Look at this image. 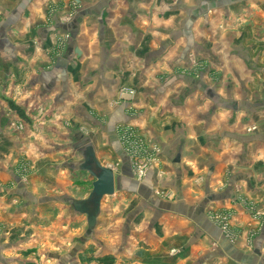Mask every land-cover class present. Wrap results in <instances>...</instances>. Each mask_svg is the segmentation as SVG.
<instances>
[{
  "label": "crops",
  "instance_id": "obj_1",
  "mask_svg": "<svg viewBox=\"0 0 264 264\" xmlns=\"http://www.w3.org/2000/svg\"><path fill=\"white\" fill-rule=\"evenodd\" d=\"M124 132L154 159L140 181ZM88 145L116 182L92 233L99 252L117 264H264V0H0V239L17 236L0 248L15 260L45 185L19 182V154L50 171L71 153L78 169Z\"/></svg>",
  "mask_w": 264,
  "mask_h": 264
},
{
  "label": "rangeland",
  "instance_id": "obj_2",
  "mask_svg": "<svg viewBox=\"0 0 264 264\" xmlns=\"http://www.w3.org/2000/svg\"><path fill=\"white\" fill-rule=\"evenodd\" d=\"M34 122L35 129H38L37 127L39 126L41 127L40 121ZM18 123L19 124L16 125L13 123L11 124L14 131L17 133L23 132L25 122L19 121ZM132 140L135 143L140 141L143 145V140L138 136H133ZM37 143H39L38 139ZM76 154L78 155V153ZM66 159L69 163V159L71 160V153L68 154ZM35 162L38 164L35 163V167L32 171L30 164L26 162L25 156L22 158L19 154L14 176L21 183V181L25 182L26 179H29L33 173V178L37 180V182L45 183L44 187H38L39 189L35 188L40 191V196L44 200L39 203L35 199L33 202L34 215L32 220V233L31 229L27 230L28 233H21L23 240L21 239L19 241L20 244L24 242L25 245L19 244L21 249H18L17 252L20 256L18 260L14 259V250L10 249L9 246H5L0 248L5 252L0 255V264H117V258L112 254L109 255L104 248L100 250V252L98 251L100 245H97L93 235H85L86 221L84 216H79V220L76 222H70L71 218L73 217L74 219L75 216L68 206L67 200L73 198L72 196L85 199L91 191L92 179L86 173L80 172L78 169H72V167L68 169L66 167L69 165L68 163L60 168L46 171L39 166L38 159H36ZM63 198H65V201H63ZM107 200V198L103 200V209H105L103 216L110 210L109 206L106 207L109 203L106 202ZM63 208L67 213L66 220L68 222L64 237L61 235V228L57 224V219H60V221L63 219V217H58V214L62 212ZM98 225L99 224H97V226ZM7 233L5 237L4 234H2L3 236L0 240H3L2 242L5 240V243L8 241V243L10 242L14 245L15 239H17L16 234L13 233V230ZM62 247H65V250L61 249ZM1 250L0 252H2ZM64 251L66 253V258L61 262V259L59 261L58 258L63 256ZM28 258L31 260H27ZM26 260L29 262H26Z\"/></svg>",
  "mask_w": 264,
  "mask_h": 264
},
{
  "label": "water",
  "instance_id": "obj_3",
  "mask_svg": "<svg viewBox=\"0 0 264 264\" xmlns=\"http://www.w3.org/2000/svg\"><path fill=\"white\" fill-rule=\"evenodd\" d=\"M78 170L86 173L93 180L91 191L85 199H68L67 203L76 214L85 217V235L90 236L96 227L101 202L104 198L114 195L116 182L114 172L100 164L90 145L82 152V162L78 165Z\"/></svg>",
  "mask_w": 264,
  "mask_h": 264
},
{
  "label": "built area",
  "instance_id": "obj_4",
  "mask_svg": "<svg viewBox=\"0 0 264 264\" xmlns=\"http://www.w3.org/2000/svg\"><path fill=\"white\" fill-rule=\"evenodd\" d=\"M135 94L136 91L134 89L126 88V87L122 88L119 91V96L121 98H128L129 100H132ZM133 136L134 135H131L127 132L122 133L120 137V144L122 150L125 152L129 161L131 162L132 173H133L132 177L135 178L137 181H140L146 174L149 164L152 161H154V159L149 158V156L147 155L148 153L144 152L143 150L144 146L140 141H137V143H135L132 140ZM154 152H156V149L154 150ZM109 168L114 172V168L111 167ZM224 221L226 222L227 219L226 220L224 219ZM220 227L222 229H225L226 224L225 223L224 225L220 224Z\"/></svg>",
  "mask_w": 264,
  "mask_h": 264
},
{
  "label": "trees",
  "instance_id": "obj_5",
  "mask_svg": "<svg viewBox=\"0 0 264 264\" xmlns=\"http://www.w3.org/2000/svg\"><path fill=\"white\" fill-rule=\"evenodd\" d=\"M9 108L16 113L21 120H26V116L23 110L12 101H8Z\"/></svg>",
  "mask_w": 264,
  "mask_h": 264
}]
</instances>
